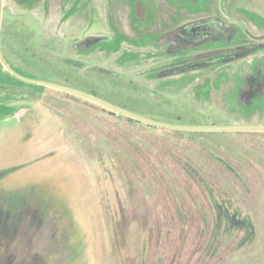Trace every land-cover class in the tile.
Segmentation results:
<instances>
[{"label":"rangeland","instance_id":"obj_1","mask_svg":"<svg viewBox=\"0 0 264 264\" xmlns=\"http://www.w3.org/2000/svg\"><path fill=\"white\" fill-rule=\"evenodd\" d=\"M61 2L1 0L0 51L18 74L76 86L173 126H264L260 98L238 103L218 79L201 89L205 79L231 74L227 64L157 75L170 58L152 59L159 49L141 30L161 18L163 3L179 13L195 6L194 13L205 10L204 0H78L85 30L64 24ZM219 2L264 42V0H236L231 10L216 0L215 10ZM90 34L112 40L101 52L77 53L72 44ZM126 50L136 58H121ZM258 56L264 65V49ZM0 78V172L10 170L0 173V238L9 242L0 264H260L263 130L148 126L1 68ZM8 104L24 106L22 122L1 120ZM223 210L244 226L225 230Z\"/></svg>","mask_w":264,"mask_h":264},{"label":"flooded vegetation","instance_id":"obj_2","mask_svg":"<svg viewBox=\"0 0 264 264\" xmlns=\"http://www.w3.org/2000/svg\"><path fill=\"white\" fill-rule=\"evenodd\" d=\"M204 2L206 3L205 10L194 11V13H190L189 10L195 8V6L186 7L188 12L182 9L179 13L174 8L169 9L163 3L159 9L161 18L156 19L154 23H150L149 27L147 26L141 30L142 37L151 36L154 38L153 49H159L156 52V57L152 59L170 58L168 65L157 72V75H179L227 64L231 66V74L220 72L211 80L205 79L201 84V89L207 91L210 88H216L214 80L218 79L228 86L226 87L228 93L237 94L238 103H252L260 98V101L264 104V65L260 64V61H262L260 60V56L258 58L253 57L258 51L264 49V42L260 43L262 39L260 33H256L250 29L245 30L243 27L240 28L242 24L244 25L243 17L237 13L220 10L222 8L221 2H219V6L216 4V10L214 7L216 0H204ZM234 5H236V0H228L229 10ZM213 8L214 10H212ZM142 11V8L139 6L137 14L141 16ZM123 32L121 31L120 35L125 37L126 34ZM90 35L84 40L77 42V44L74 43V50L80 52V54H90L94 51L101 52L103 49H98V46L112 40L104 37L102 34H98V36H94V34ZM127 36H130V32ZM118 37V34H115L113 39L117 40ZM112 48L115 47L112 46ZM136 55V53L126 50L121 53L120 57L122 56L121 58L130 61L134 60ZM245 58L250 59L243 61ZM10 65L12 64L10 63ZM11 68L17 73L16 68ZM3 70L7 72L4 68ZM7 73L10 74L9 72ZM254 97H258V99L253 100ZM23 107L21 105L17 107L10 106L9 104L6 105L4 108L7 112L2 116L1 120H7L9 117L15 120L22 118L21 112L24 110ZM20 121L22 122L23 119H20ZM0 173L1 177L6 176L10 173V170L6 168ZM197 185H201L200 188H216V185L207 183H197ZM188 186L190 185L188 184ZM216 206L218 210L222 208L218 205ZM221 215L223 216L225 230L228 229L229 225L244 226V221L236 218L235 213L232 214L228 210H223L222 213H218L220 221ZM262 226L264 227V221ZM245 232V234H250L251 228L246 227ZM4 240L5 238L1 236L0 250L4 254H8L9 242ZM260 264H264V237L261 236Z\"/></svg>","mask_w":264,"mask_h":264},{"label":"water","instance_id":"obj_3","mask_svg":"<svg viewBox=\"0 0 264 264\" xmlns=\"http://www.w3.org/2000/svg\"><path fill=\"white\" fill-rule=\"evenodd\" d=\"M1 0H0V28H1ZM0 64L1 66L10 74H12L14 77L27 82V83H31V84H36V85H41V86H45V87H49V88H53L56 90H60L63 92H67V93H71L80 97H83L85 99H88L92 102L98 103L106 108H109L111 110L116 111L117 113L123 114L127 117L133 118L135 120L144 122L146 124L155 126V127H161V128H168V129H177V130H192V131H201V130H209V131H213V130H217V131H244V130H263L264 131V126H254V125H239V126H227V127H208V128H194V127H180V126H173V125H169V124H165L162 122H158L156 120H152L149 118H146L144 116L138 115L134 112H131L129 110H126L122 107H119L117 105H114L110 102H107L95 95L77 90L75 88L66 86V85H62V84H57V83H52V82H47V81H42V80H34V79H30V78H26L22 75H19L18 73H16L5 61V59L3 58L1 51H0Z\"/></svg>","mask_w":264,"mask_h":264},{"label":"crops","instance_id":"obj_4","mask_svg":"<svg viewBox=\"0 0 264 264\" xmlns=\"http://www.w3.org/2000/svg\"><path fill=\"white\" fill-rule=\"evenodd\" d=\"M78 2V0H68L67 2V5L65 6L66 7V13L64 14V11L61 10L62 9V2L60 3L59 5V8L61 10L60 12V18H64L65 17V22L64 24L66 26L69 27V25L72 26L73 25H76L75 29H78V30H85V12L82 10L81 6L80 5H77L76 7L73 5ZM60 21V20H59ZM21 24V23H20ZM22 25V30L25 31L26 29V24H21Z\"/></svg>","mask_w":264,"mask_h":264},{"label":"trees","instance_id":"obj_5","mask_svg":"<svg viewBox=\"0 0 264 264\" xmlns=\"http://www.w3.org/2000/svg\"><path fill=\"white\" fill-rule=\"evenodd\" d=\"M67 2H68V0H62V8H64V9H66V5H67ZM66 13V11H64V14ZM72 47L74 48V46H73V44H72ZM112 50L114 51V52H116V50H115V48H112ZM77 53H80V52H78V51H76ZM67 61H69V60H67ZM15 67V66H14ZM0 68L1 69H3L2 68V66H1V64H0ZM6 74L7 75H10V74H8L7 72H6ZM0 80H1V78H0ZM59 84V83H58ZM62 85H66V86H71V87H73V88H77L76 86H72V85H67V84H62ZM77 85V84H76ZM41 87H44V86H41ZM45 89H49V87H44ZM50 89H53V88H50ZM54 90H56V89H54ZM57 91H59V90H57ZM63 92V91H62ZM67 93V92H66ZM90 94H93V93H90ZM72 95V94H71ZM94 95V94H93ZM72 97H75V95H72ZM78 97V96H77ZM86 100H88V99H86ZM90 101V100H89ZM94 103V102H93ZM101 107H104V106H102V105H100ZM104 108H106V107H104ZM122 108H124V107H122ZM125 109V108H124ZM127 110V109H126ZM116 115V114H115ZM117 115L119 116V117H122V118H124V119H126V120H128V121H132V122H134V123H143V122H141V121H138V120H135V119H133V118H130V117H127V116H125V115H123V114H120V113H117ZM146 124V123H145ZM148 126H152V125H149V124H147Z\"/></svg>","mask_w":264,"mask_h":264}]
</instances>
